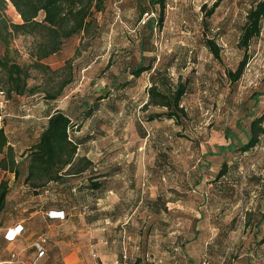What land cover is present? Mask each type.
<instances>
[{
	"label": "rangeland",
	"instance_id": "obj_1",
	"mask_svg": "<svg viewBox=\"0 0 264 264\" xmlns=\"http://www.w3.org/2000/svg\"><path fill=\"white\" fill-rule=\"evenodd\" d=\"M152 1L106 0L103 12L95 14V39L74 37L42 61L48 70L32 68L29 86L38 93L17 99L25 107L20 119H9L22 122L42 115V108L33 105L46 92L58 91L70 64L73 82L49 104L79 126L72 131V138L83 142L79 154L98 165L95 173L106 175L105 192L96 198L100 201L87 209L73 208L71 214H106L112 234L118 226L121 247H126L125 264H202L206 259L211 264H264V137L245 154L219 149L238 142L228 136H243L239 124L248 129L251 112H264V97L257 106L252 99L264 92V21L243 77L231 86L226 75L242 59L239 35L257 0L221 1L209 26L203 20L217 0H166L163 27L146 42L154 52L146 55L156 56V67L168 66L174 82L188 79L182 105L189 119L182 125L167 119L147 121L148 112H161L153 107L144 111L151 72L139 78L129 73L140 61L144 23L158 17L159 7L153 8ZM143 10L148 14L139 22ZM5 14L21 23L12 6ZM206 37L220 46L221 60L204 46ZM34 39H14L13 57L21 65L34 62ZM8 110L7 103L0 109L5 117L0 127ZM222 167L227 173L218 178ZM90 175L76 181L85 178L86 183ZM51 198L64 203L61 197ZM67 201L72 202L68 196Z\"/></svg>",
	"mask_w": 264,
	"mask_h": 264
},
{
	"label": "trees",
	"instance_id": "obj_2",
	"mask_svg": "<svg viewBox=\"0 0 264 264\" xmlns=\"http://www.w3.org/2000/svg\"><path fill=\"white\" fill-rule=\"evenodd\" d=\"M106 0H0V94L6 103L8 100L23 96L35 97L37 90L29 86L31 69L39 68L43 71L49 68L42 61L62 51L66 42L74 37H90L95 39V31L98 29L96 13L105 9ZM216 3L207 11L204 18V26H209V18L215 13L220 2ZM166 0H153L152 7L158 6V17H150L142 29L147 32L141 37L140 61L129 68L133 78H139L144 73L151 72V86L147 90L148 100L144 111L149 108L161 109V112H148L147 121L153 122L159 119L174 121L182 125L189 119V115L182 105L184 97L189 93L188 79L181 78L174 82L170 76L169 67L159 65L156 67V56H147L146 53L154 52L146 47V42L151 41L155 29H162L166 10ZM12 6L21 18V23L11 22L5 11ZM207 10V6L202 8ZM146 10L139 15L142 21ZM264 0H257L247 11L246 21L241 28L238 40V48L243 53L236 70H228L226 75L231 86L237 84L243 77L250 62L249 50L252 43L258 39L263 31ZM17 36H31L35 39V49L31 54L35 59L30 65H21L13 57L11 45ZM204 46L210 51L216 60H221V48L214 39L204 38ZM66 78L60 82L58 91L46 92L43 101L50 103L56 101L65 88L73 82V68L67 64ZM264 92H256L252 99L254 105L260 103ZM2 100V99H1ZM2 112V111H1ZM3 118V114H1ZM90 113V111H89ZM252 119L249 128L245 129L241 124L239 128L243 136L231 133L228 139L234 138L238 142H231L227 146H219L220 153L245 154L257 148L264 137V112L256 116L251 112ZM30 121L26 124L29 125ZM79 126L75 125L70 116L58 109L48 118L47 124L41 132L38 142L33 144L23 155V162L27 164L25 185L28 187L27 194L38 196L51 183L64 185L68 188H86L92 191L104 190L105 174L95 173L97 167L87 157L79 156L81 140L72 138V131ZM0 169L15 175L19 179L21 162H17L15 149L9 144L8 136L3 127L0 128ZM226 167H222L218 178L227 173ZM94 172V173H93ZM92 173L88 178H77ZM217 178V180H218ZM79 183V184H76ZM11 189L8 180L0 183V218L6 207L7 197ZM260 222L264 223V215ZM204 262H209L207 259ZM203 262V263H204ZM202 263V264H203Z\"/></svg>",
	"mask_w": 264,
	"mask_h": 264
},
{
	"label": "crops",
	"instance_id": "obj_3",
	"mask_svg": "<svg viewBox=\"0 0 264 264\" xmlns=\"http://www.w3.org/2000/svg\"><path fill=\"white\" fill-rule=\"evenodd\" d=\"M17 99L7 101V119L1 126L5 129L9 144L15 149L17 162H21V175L16 180L13 173L0 169V183L8 180L11 189L0 218V264H125L126 247H121L118 226L112 234L110 226L113 223L105 218L106 214L103 216L100 213L97 218L86 212L83 218L71 214L73 208L92 207L100 201L96 199L99 192L105 190L92 191L80 189L79 186L68 188L51 183L38 196L27 195L28 187L24 182L27 164L23 162L22 155L38 142L49 116L59 108L45 101L34 104L33 108L41 107L43 114L31 117L28 120L30 126H26L28 121L9 119H20L19 113L25 107ZM79 156L91 160L88 155ZM96 166L95 171H99ZM102 180H106V177ZM53 196L61 197L60 201L64 203L53 200ZM67 196L72 202L68 203ZM89 196L93 197V202ZM80 224L81 228L76 227ZM18 226H22L23 230L12 239V231ZM43 240L44 254L40 256L38 244Z\"/></svg>",
	"mask_w": 264,
	"mask_h": 264
},
{
	"label": "built area",
	"instance_id": "obj_4",
	"mask_svg": "<svg viewBox=\"0 0 264 264\" xmlns=\"http://www.w3.org/2000/svg\"><path fill=\"white\" fill-rule=\"evenodd\" d=\"M2 95V94H0ZM3 96V95H2ZM5 100H0V109L3 110L4 108V104H5ZM0 119H2V116H0ZM23 230L22 226H18L16 229H14L13 232V236L12 239H14L17 235H19ZM43 243H45V240H43L41 243L38 244V250L40 252V256H42L44 254V249H43ZM203 264H209L208 262H204Z\"/></svg>",
	"mask_w": 264,
	"mask_h": 264
}]
</instances>
